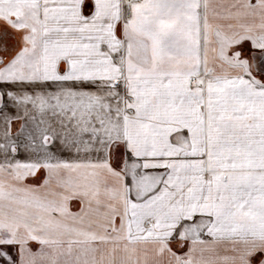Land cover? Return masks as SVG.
<instances>
[{"label": "snow or ice", "instance_id": "obj_1", "mask_svg": "<svg viewBox=\"0 0 264 264\" xmlns=\"http://www.w3.org/2000/svg\"><path fill=\"white\" fill-rule=\"evenodd\" d=\"M0 264H264V0H0Z\"/></svg>", "mask_w": 264, "mask_h": 264}]
</instances>
